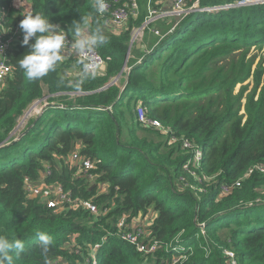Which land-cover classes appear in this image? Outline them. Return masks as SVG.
I'll return each instance as SVG.
<instances>
[{
  "label": "trees",
  "instance_id": "1",
  "mask_svg": "<svg viewBox=\"0 0 264 264\" xmlns=\"http://www.w3.org/2000/svg\"><path fill=\"white\" fill-rule=\"evenodd\" d=\"M145 1L119 31L104 24L97 0H0V33L11 38V71L0 83V236L24 243L19 256L11 253L13 264H93L96 244V264H230L225 250L238 264H264V172L255 169L264 167V66L253 69L255 57H247L252 45L264 46V4L189 14L161 39L145 32L137 47L130 32L145 19ZM30 12L73 41L77 24L99 28L104 70L64 75L58 62L28 80L18 65L28 51L19 21ZM138 102L167 131L165 142L187 139L201 149L198 167L185 169L189 152L180 147L161 153V144L138 136ZM75 152L91 161L90 177L71 161ZM26 178L42 193L29 194ZM47 185L62 186L72 202L48 206ZM140 215L149 224L139 242H156L153 252L120 236ZM38 234L50 238L47 250Z\"/></svg>",
  "mask_w": 264,
  "mask_h": 264
},
{
  "label": "built area",
  "instance_id": "2",
  "mask_svg": "<svg viewBox=\"0 0 264 264\" xmlns=\"http://www.w3.org/2000/svg\"><path fill=\"white\" fill-rule=\"evenodd\" d=\"M163 0H146V16L144 21L140 26H135L131 29L130 32V45L135 44L136 38H143L145 32L149 31L155 35H157L160 39L165 35L170 34L176 28L178 23L187 15L196 13V12H217L222 9L230 8V7H240V6H248L254 4H264V0H233L232 2L223 3V4H207L204 5V0H166V5L158 7V4ZM102 2L106 5V10L103 13H100L101 17L104 20V24L113 30H124L127 27V24L130 19H136L140 15L142 0H102ZM160 20H176V23L169 27L165 32L160 31L159 29L154 28L153 26ZM4 33V31H3ZM11 43V38L5 39L3 34L0 33V83L4 81L6 76L11 71L10 66L6 63V52L7 46ZM74 46V41L66 35V43L63 49L69 50ZM78 58L81 62L82 70H85L92 74L100 73L104 70L107 62L106 59L99 53V51L93 47L88 49L87 51L78 52ZM137 115L140 123L143 126H149L154 129H162V124L159 120L149 118L146 116L143 106L138 104L137 107ZM166 133L167 131L164 130ZM166 139H168V134H166ZM170 143L174 142V144L178 145L177 148H181L183 151L189 152L188 159L185 163V169L190 170L189 166L198 167L201 163L202 152L199 147L191 148V144L187 139H181L180 143L177 142L175 137L170 138ZM71 161L78 165L79 173L82 172L87 174L89 168L91 167V161L86 158H81L76 152L70 156ZM256 170L264 172L263 166H256ZM253 169H251L249 173H251ZM246 175V176H247ZM206 179L211 180L212 177H206ZM184 181V179H181ZM183 186H189L186 181L183 182ZM25 188L26 191L31 195H39L42 193V187L36 185L28 178L25 180ZM222 190H226L225 186H222ZM48 193V194H47ZM45 196H49L47 200V204L50 207L60 206L69 202H72L70 198V193L64 191L63 187L60 185H47L45 186ZM82 206L89 209L91 212H96V205L89 200L82 201ZM137 234L135 230L132 231H124L120 233V236L123 240L136 244L138 250L143 253L153 252L157 248L156 242L150 244H142L137 239ZM180 245V244H179ZM177 245L173 249L180 250L183 247H179ZM99 247L96 244L93 248V264H96L95 252ZM226 256H228L230 264H238L235 253L231 250L224 251ZM178 258H174L177 260Z\"/></svg>",
  "mask_w": 264,
  "mask_h": 264
},
{
  "label": "clouds",
  "instance_id": "3",
  "mask_svg": "<svg viewBox=\"0 0 264 264\" xmlns=\"http://www.w3.org/2000/svg\"><path fill=\"white\" fill-rule=\"evenodd\" d=\"M97 12L103 13L106 5L97 0ZM22 32L21 44L28 47L19 59L18 65L28 80H38L54 70L56 64L62 60L61 51L65 47L66 35L59 25L50 22L49 18L36 13H27L19 21ZM74 50L87 51L90 48L105 44L107 38L99 28L89 32L87 22L77 24L74 29ZM31 41V43H30ZM39 241L44 250L51 244L50 238L45 234H38ZM24 250V243L18 238L9 240L0 236V264H13L11 253L17 256Z\"/></svg>",
  "mask_w": 264,
  "mask_h": 264
},
{
  "label": "rangeland",
  "instance_id": "4",
  "mask_svg": "<svg viewBox=\"0 0 264 264\" xmlns=\"http://www.w3.org/2000/svg\"><path fill=\"white\" fill-rule=\"evenodd\" d=\"M166 3H167V1L166 0H163L161 3H159L158 4V7H161V6H163V5H166ZM146 6V5H145ZM143 10L145 11V9H141L140 10V13H142L143 12ZM146 12H144V14H145ZM176 23V20H168L167 21V23L166 24H164L163 25V27H160V30L161 29H163V30H161L162 32H165L169 27H171V26H173L174 24ZM146 34V33H145ZM144 34V35H145ZM144 37V36H143ZM141 37H138L137 36V38H136V42H134L133 41V43H135L134 45H136L137 47H139L140 46V44L142 43V41H141V39H140ZM152 41H154L153 40V38H152ZM149 42H151V38L150 39H147L146 41H145V45L147 46V44L149 43ZM247 57H255V59H254V63H253V69L255 68V66L256 65H258L259 63H262V65L264 66V46H262V47H260V48H258L257 46H255V45H252L251 46V49H250V51H249V53L247 54ZM240 86L241 85H237V87H236V91L240 88ZM140 102H138V104H139ZM34 109L33 110H31L30 112L29 111H26L25 112V115L24 116H22V118H20V120H19V126L17 127V130H16V133H14V135L15 134H17V133H19L23 128H24V123L26 122V120L29 118V117H31L33 114H34ZM21 122V123H20ZM137 134H138V136L139 137H141V138H145V139H147L148 141H151V142H154V143H158V144H161V147H160V151H161V153H165V152H167V151H169V150H171V149H176L177 148V146L178 145H176V144H174V142H172V143H167V142H165L164 140L166 139V132L164 131V130H160V129H154V128H151V127H147V126H143V127H139V129L137 130ZM165 142V143H164ZM164 143V144H163ZM175 153L176 154H178L179 153V151H178V149H176V151H175ZM67 158H65V162H67ZM67 163H69V162H67ZM40 186L42 187V189H43V186H42V184H40ZM182 187H188V186H182ZM189 188H190V186H189ZM106 189H107V187H106V185H104V184H100L99 185V188H98V190L100 191V192H102V191H106ZM193 189H195L194 187H193ZM99 192V193H100ZM151 213V210H150V212H149V214ZM129 215V214H128ZM126 216H127V214H126ZM126 216H124V217H126ZM134 220V227L132 228V229H134L135 230V233L137 234L136 236H137V239L140 241V240H142V239H145L146 237H147V226H148V224H149V222H148V217H147V215L146 216H138V217H136V218H134L133 219ZM132 220V221H133ZM131 221V220H130ZM183 244L184 243H182L181 242V244L179 245V247L181 248V247H183Z\"/></svg>",
  "mask_w": 264,
  "mask_h": 264
},
{
  "label": "crops",
  "instance_id": "5",
  "mask_svg": "<svg viewBox=\"0 0 264 264\" xmlns=\"http://www.w3.org/2000/svg\"><path fill=\"white\" fill-rule=\"evenodd\" d=\"M61 55L63 58L60 63L66 65V68L61 69L62 74L70 76L81 74V62L78 58V52L74 50V46L69 50L62 49ZM42 108L43 105L40 106L36 111L39 113Z\"/></svg>",
  "mask_w": 264,
  "mask_h": 264
},
{
  "label": "water",
  "instance_id": "6",
  "mask_svg": "<svg viewBox=\"0 0 264 264\" xmlns=\"http://www.w3.org/2000/svg\"><path fill=\"white\" fill-rule=\"evenodd\" d=\"M118 79V76L117 77H115L113 80H111L108 84H106L105 86H103L101 89H103L104 87H107V86H109V85H111L112 83H114L116 80ZM44 106H43V108L40 110V114L44 111ZM19 126V125H18ZM17 126V127H18ZM16 130H17V128L13 131V133H15L16 132ZM19 137V136H18ZM18 137H17V139H18Z\"/></svg>",
  "mask_w": 264,
  "mask_h": 264
}]
</instances>
